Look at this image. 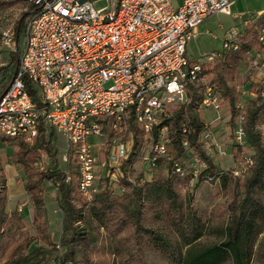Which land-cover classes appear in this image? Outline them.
Here are the masks:
<instances>
[{
  "label": "built area",
  "instance_id": "built-area-1",
  "mask_svg": "<svg viewBox=\"0 0 264 264\" xmlns=\"http://www.w3.org/2000/svg\"><path fill=\"white\" fill-rule=\"evenodd\" d=\"M100 1L107 6L96 9ZM234 2L182 0L174 8L170 0H35L36 9L22 31L18 68L0 96V136L32 143L40 127L47 136L61 135L64 161L70 148L76 189L86 202L93 201L103 185L114 190L121 189L122 180L144 184L146 176L152 180L157 173L197 183L207 162L185 137V157L172 159L167 121L189 102L192 87L200 94V108L214 110V121L221 120L224 104L202 67L228 51L239 52L241 31L225 33L222 50L202 60L188 59L186 46L205 19L231 15ZM0 46L16 51L12 28L1 31ZM239 65L244 80L236 89L240 97L235 107L242 111V99L257 96L245 85L261 88L258 95L264 99V26L257 29V44ZM131 120L140 134L135 147ZM214 121L204 120L198 139L210 157L225 154L210 127ZM243 122L241 115L234 119L230 141L244 149L230 169L233 180L245 177L253 165L254 151L247 145ZM259 130L264 131V121ZM131 155L140 161L136 177L145 175L139 181L129 175L136 164L135 159L128 161ZM69 177L67 172V182Z\"/></svg>",
  "mask_w": 264,
  "mask_h": 264
},
{
  "label": "trees",
  "instance_id": "trees-1",
  "mask_svg": "<svg viewBox=\"0 0 264 264\" xmlns=\"http://www.w3.org/2000/svg\"><path fill=\"white\" fill-rule=\"evenodd\" d=\"M35 9L36 5L32 3L23 16H29ZM24 17L14 27V42L16 45ZM243 23L244 29L239 36L240 51H228L222 55L217 63H208L202 67V74L208 78L209 84L220 95V102L225 104L229 110V117L224 126L233 132L234 119L241 115L244 121L247 145L254 151L253 165L249 169V176L242 184H240V179L234 180L236 188L241 187L242 191L239 192L230 206L231 214L225 241L202 249L196 248L194 243L200 238L202 232L199 231L194 218L188 221L182 218L178 222L176 230L180 238L181 244L179 245H173L155 232L143 229L141 221L145 207L144 189L163 188L169 195H175L173 181L180 180L178 177H161L159 181H153L154 178L148 180L146 176V182L141 186L137 182L131 184L126 180H122L121 189H123V192L121 194H114L112 189L105 188L93 201L84 203L85 205L95 204L98 207L122 213L130 220L136 232H144V236L151 246L175 264H221L228 258H231L233 264H249L252 241L257 233L255 230L257 221L264 212V202L261 198L264 192V143L256 126L258 117L264 114V99L258 95L261 88L245 85L248 92L257 93V96L255 98L244 97L242 99V111H239L235 106L239 100L240 92L234 87L228 86L224 75L225 68L230 61L238 64L243 54L257 44V29L264 26V10L263 14L256 19L247 18L243 20ZM11 55V61L15 63L16 71L19 62L14 53ZM27 89L30 96L34 98L35 94L31 87L27 86ZM200 102V94H197L195 88L192 87L189 102L177 108L167 121L169 124L171 156L173 160L185 157L181 143L182 138L185 137L189 147L195 150L198 156L205 160L208 165L207 169L200 174L196 185L207 180L208 183H214L217 180L224 182L227 176L232 178L230 170L221 169L214 157L205 154L202 144L198 142L205 129L204 118L202 117L205 111L200 108ZM183 128L187 129L185 135L181 133ZM130 130L135 147L139 143V132L133 120L130 121ZM51 136L52 133L48 136L45 134L43 127L39 128L38 135L32 143L0 136L1 143H10L16 147V150L8 158L18 165L22 172L23 190L29 197L32 206L33 225L37 229L45 227V223L42 221L45 208L44 188L42 186L44 181L56 186L58 193L57 205L61 211V234L58 245L53 243L48 235L43 238L45 245L39 244L36 239L25 238L14 257L5 264H88L86 250L90 245L91 238L87 233L78 230L75 225L78 216L73 205L75 190L77 191L75 157L73 151L69 148L67 171L59 169L56 159L57 151L51 143ZM226 148H229L233 161L238 163L244 152L243 147L231 143ZM42 157L47 158V163L39 170L35 165L42 160ZM132 158L133 155L130 156L128 161L133 160ZM67 172L70 176L68 182L66 181ZM144 177L145 175L141 174L136 180L138 181L139 178ZM6 206L7 193L0 181V217L2 222L8 218L22 219L20 213L8 216L5 213ZM78 253L81 255L79 259L76 258Z\"/></svg>",
  "mask_w": 264,
  "mask_h": 264
},
{
  "label": "rangeland",
  "instance_id": "rangeland-1",
  "mask_svg": "<svg viewBox=\"0 0 264 264\" xmlns=\"http://www.w3.org/2000/svg\"><path fill=\"white\" fill-rule=\"evenodd\" d=\"M34 1L0 0V33L8 28L14 30ZM106 6L105 1L95 4L96 9ZM262 10H264V0H236L235 5L231 7L232 16L215 14L203 21L198 38L191 40L186 46V56L192 61H197L205 59L210 53L221 51L225 33L240 28L237 20L234 19L237 13L246 14L247 17L253 15V19H256ZM27 16L24 17L21 25L16 51L12 50L13 46L12 48L0 46V95L6 90L15 72V63L11 61L12 53L16 55L19 62V53L23 48L22 31ZM224 75L229 87L242 88L244 79L239 63L230 61L225 68ZM223 109L221 120L214 121L216 113L212 110L205 111L202 116L207 122L214 121L210 127L213 128L221 149L230 145L232 137V130L224 126L229 117L225 104ZM263 121L264 114L258 117L256 126L264 143V131L259 130ZM127 138L128 136L125 135L124 139ZM138 140L140 141V134ZM51 143L57 151L56 159L59 169L66 171L67 163L64 161L66 143L63 137L54 133L51 136ZM15 150L14 145L0 142V181L7 193L5 213L8 216L14 213L22 215V219L8 218L4 222L0 217V264H5L14 257L25 238L36 239L39 244L45 245L43 238L48 235L50 240L58 245L61 234V211L57 205V188L48 181L42 183L45 202L42 221L45 227L37 229L33 225L32 206L23 190L22 172L19 166L8 158ZM132 159H135V155ZM214 159L223 170H230L233 166V157L229 148L222 156L216 154ZM135 160L134 171H130L129 175L136 180L138 170L135 168L140 166V161ZM46 163L47 158L42 157L35 167L41 170ZM127 170H129L128 167H126ZM249 174L248 171L247 175L240 179V184ZM161 177L163 176L157 173L153 181H159ZM173 182L175 195H169L163 188L144 189L145 207L141 221L143 229L155 232L173 245H179L181 243L176 230L178 222L182 218L187 221L194 218L195 224L202 232L200 238L194 243L196 248L202 249L224 242L229 226L230 206L242 191L241 187L236 188L235 181L228 176L224 182L217 180L214 183L202 182L199 185L188 180H174ZM138 185L143 184L139 182ZM102 189H105L104 185ZM122 192L123 189L113 190L114 194ZM261 198L264 202V192ZM85 202L75 190L73 205L78 215L75 225L78 230L87 233L91 238L86 250L88 264H175L151 246L144 232H136L130 220L122 213L107 210L95 204L85 205ZM255 230L257 233L252 241L249 264H264V212L258 219ZM80 256L78 253L76 258L79 259ZM221 264L233 263L231 258H228Z\"/></svg>",
  "mask_w": 264,
  "mask_h": 264
},
{
  "label": "crops",
  "instance_id": "crops-1",
  "mask_svg": "<svg viewBox=\"0 0 264 264\" xmlns=\"http://www.w3.org/2000/svg\"><path fill=\"white\" fill-rule=\"evenodd\" d=\"M171 1V3H172V5H173V7L174 8H178L181 4H182V0H170ZM235 2H236V0H235ZM235 2H234V4H233V6L235 5ZM232 6V7H233ZM261 14H263V10L261 11V12H259V16L261 15ZM226 16H232V13H231V15H226ZM253 15H251V16H248L247 17V15L246 14H242V13H237V15H236V17H234V19L235 20H237V25L240 27L239 28V31H243V29H244V23H243V20L244 19H247V18H251V19H253ZM256 17V16H255ZM202 24V23H201ZM201 24L198 26V28H197V37L195 38V39H197L198 38V36H199V32H200V26H201ZM207 33V32H206ZM194 40V39H193ZM226 147H225V151H226Z\"/></svg>",
  "mask_w": 264,
  "mask_h": 264
}]
</instances>
